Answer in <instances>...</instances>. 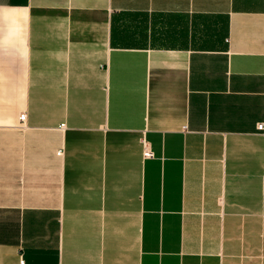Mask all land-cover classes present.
Masks as SVG:
<instances>
[{
	"label": "crops",
	"instance_id": "0c3cea01",
	"mask_svg": "<svg viewBox=\"0 0 264 264\" xmlns=\"http://www.w3.org/2000/svg\"><path fill=\"white\" fill-rule=\"evenodd\" d=\"M260 124L264 0H0V264H264Z\"/></svg>",
	"mask_w": 264,
	"mask_h": 264
},
{
	"label": "built area",
	"instance_id": "2783aa9c",
	"mask_svg": "<svg viewBox=\"0 0 264 264\" xmlns=\"http://www.w3.org/2000/svg\"><path fill=\"white\" fill-rule=\"evenodd\" d=\"M20 119L24 120V115H21ZM258 129L259 130H264V124H260L258 126ZM142 146H143V156L144 157H148V158H152L153 157V153L151 152L149 144H148V142L145 139L142 141ZM21 264H22V262H21Z\"/></svg>",
	"mask_w": 264,
	"mask_h": 264
}]
</instances>
